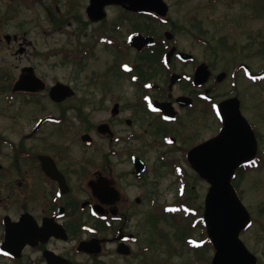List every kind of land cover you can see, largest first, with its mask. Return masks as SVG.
Returning <instances> with one entry per match:
<instances>
[{
    "label": "flooded vegetation",
    "instance_id": "flooded-vegetation-1",
    "mask_svg": "<svg viewBox=\"0 0 264 264\" xmlns=\"http://www.w3.org/2000/svg\"><path fill=\"white\" fill-rule=\"evenodd\" d=\"M171 3L0 0V48L33 50L14 73L0 65V264H175L167 254L184 244L186 264H212L213 243L186 242L199 212L181 225L204 181L189 153L219 134L218 106L235 97L256 150L232 181L264 168L243 96L264 69L231 47L200 57L195 19L173 17ZM249 213L239 236L264 264V227L246 240Z\"/></svg>",
    "mask_w": 264,
    "mask_h": 264
},
{
    "label": "rangeland",
    "instance_id": "rangeland-1",
    "mask_svg": "<svg viewBox=\"0 0 264 264\" xmlns=\"http://www.w3.org/2000/svg\"><path fill=\"white\" fill-rule=\"evenodd\" d=\"M168 2L176 4L172 10V16L179 19H195V27L192 30L198 34L200 44L197 46L199 56L212 57L210 51H228L223 45L227 42L234 46L233 51L240 55L247 54L248 58L244 61L250 62L253 66H262L264 69V0H168ZM204 32H200L202 30ZM30 36L37 34L29 32ZM202 40V41H201ZM207 44H206V43ZM259 51H255L257 48ZM32 49L27 56L13 54L14 49L5 50L0 48V65L5 60V65L8 70L14 73L16 68L26 61H31ZM59 75L64 71L57 69ZM247 99L248 115L257 122L258 126L264 133V78L258 85H250L247 92L243 95ZM264 146V145H263ZM243 175L240 181V189L242 202L245 206L254 213L255 221L251 228L246 233V240L251 243V238L258 231L257 228L264 227V168L251 172L247 177ZM208 184L205 181L199 180L195 182V194L198 195V200L190 202V204L202 209L203 199L207 191ZM179 217L180 214H178ZM184 216V215H183ZM192 220L187 217H182L181 225L185 232L188 231V225ZM166 230L167 238L172 236L173 228L168 227L164 220L159 219L158 229ZM196 230H191L187 236L195 238H203L200 234L204 231L200 227ZM201 229V230H199ZM171 241V239H170ZM186 243V242H183ZM187 246L181 245V252L170 255L161 247H153L152 256L162 257L168 255V263L186 264L192 263L195 257ZM257 251H260L261 246H254ZM169 251V250H168ZM211 251L207 249L205 252L206 258L210 257ZM116 264V263H111Z\"/></svg>",
    "mask_w": 264,
    "mask_h": 264
},
{
    "label": "water",
    "instance_id": "water-1",
    "mask_svg": "<svg viewBox=\"0 0 264 264\" xmlns=\"http://www.w3.org/2000/svg\"><path fill=\"white\" fill-rule=\"evenodd\" d=\"M136 2L163 4L162 0ZM219 111L224 121L220 133L189 153L196 171L210 183L203 217L208 236L216 248L212 264H255L256 258L238 237L249 221V213L231 185L237 165L255 153L254 133L237 103L223 102Z\"/></svg>",
    "mask_w": 264,
    "mask_h": 264
}]
</instances>
